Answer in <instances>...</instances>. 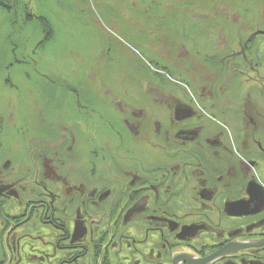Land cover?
Returning <instances> with one entry per match:
<instances>
[{
	"label": "rangeland",
	"instance_id": "374dc122",
	"mask_svg": "<svg viewBox=\"0 0 264 264\" xmlns=\"http://www.w3.org/2000/svg\"><path fill=\"white\" fill-rule=\"evenodd\" d=\"M5 1L12 9L0 10V90L17 89L18 101L13 107L14 97L0 95L5 115L0 132L17 106L28 102L31 107L24 108L22 123L29 125L23 127V145L25 134L14 147L0 134V191L7 195L2 205L6 210H0V258L7 260L3 234L11 225L8 219L26 217L32 204L38 206L6 236L8 264H98L111 227L113 236L101 264H173L176 246L206 257V251L221 248L217 229L254 228L259 213L241 221H205L217 229L204 234L191 225L196 236L182 239L184 224L166 227L156 212L166 207L160 195L171 193L165 189L171 174L175 188L184 187V194L185 175L210 165L195 161L197 157L187 160L194 163H183L190 139L181 132L169 133L184 121L174 117L177 110L165 91L202 114L185 125L197 131L198 142L212 139L209 129L222 131L223 140L237 139L227 142L229 146L244 139L252 157L264 163V104L259 102L264 101V0ZM41 18L51 29L47 40ZM5 35L13 37L11 46ZM231 77H236L237 91L246 102L259 98L255 105L262 113L257 122L263 133L251 132L246 124L245 101L226 112L229 106L218 104L227 99L221 90ZM43 113L55 127H46ZM248 137L252 141L247 143ZM31 138L35 149L28 146ZM208 145L199 146L204 154H223L222 148ZM156 150L160 153L152 154ZM236 150L245 159L243 150ZM151 182L163 185L165 192L156 196ZM229 184L232 195H238L234 191L239 182L231 179ZM195 196L189 200L195 209L186 205L182 210L192 218L185 222L197 225L210 208L204 209L207 201ZM257 250L238 255L231 264H264L255 263L261 254ZM226 257L213 264H224Z\"/></svg>",
	"mask_w": 264,
	"mask_h": 264
},
{
	"label": "flooded vegetation",
	"instance_id": "af4514ba",
	"mask_svg": "<svg viewBox=\"0 0 264 264\" xmlns=\"http://www.w3.org/2000/svg\"><path fill=\"white\" fill-rule=\"evenodd\" d=\"M228 87V83L226 85H224L222 87L221 92H224L225 89L223 88H227ZM236 87V86H235ZM165 91V90H164ZM167 96L168 100L170 101V105L172 104L173 107H175V109L177 110V113L174 111L173 115L174 117H176L179 121H184L180 127L176 126L174 127L172 130V132L170 131L169 133H173V132H181L180 134L184 133L185 134V138L186 139H190V144L188 146H186V148H189V151L185 152V159L186 161H184L183 163H194L195 161H197L198 159H200V161L203 163H210V165H208V167H210L211 169H216L219 172L218 175H216V173L214 172V170L211 172L208 170V174L207 171H205L203 168H208L206 167V165H202V167L198 166L195 169H192V171H190V174H186L185 178L186 180V191L185 193H181L180 194V190H183L184 187H182L181 189L179 188H175V179L176 177L173 176V174L170 175V178H168L167 184L165 186V189H170L171 193L164 195L165 197L160 195V198L164 199V202L162 203L164 206L163 209L161 208L160 213L156 212V216H158V220L159 222H161L164 226H168L169 224H173V225H178L180 226V224H184V226H190L194 225L196 226L200 232H202V234H204L205 232H208L210 230L213 229H217L215 227H213L212 225H206V222H214L213 220H216V222L221 223V220H223L222 217H225L226 221H241L246 219V217H248L249 214H258L257 217L259 216L260 218H258V221H255V226L254 228L250 231V229H247V227H240L238 225H236L235 227H233L231 230L229 228H226L225 226L223 227V229H217V233L218 231H220L221 233L216 234L217 238L220 240L219 245L221 248H226V244L229 243L227 242V240L230 239V237L234 240L240 239L241 241H249V242H253L255 241L256 244L257 242L260 243H264V163H260L259 161L255 160L252 155L249 153L247 148H250L246 145L245 140L244 139H240V143L238 145H236L235 147L233 146H229V143L225 142L222 139V131H216L213 129H209L208 130V135L212 136L211 138H206L203 140L202 142H198L199 137L196 135L197 131H194L193 129L190 130L188 128H185L186 122L188 120H194L193 118L195 117V119L199 118L200 115H202L200 113V111L192 105V103H188L185 102V104L183 103L184 100H182L180 97L178 96H174L173 94H169L165 91V95ZM235 97H231L233 98L235 101H242L243 103L245 101V104H243V108H244V118L247 119L249 122H246V124L248 125L249 129L252 131H254L253 129L260 127L258 130L255 129L256 131L254 132H258V133H263V127L259 126V123L257 122V120L259 121L258 118L262 117V113L260 112V108L257 105H253L251 103L246 102V97H240L241 93H238L237 91V87L235 90ZM173 97V98H171ZM174 99H176V102H172ZM248 103V105H247ZM237 105V104H234ZM247 106V107H246ZM246 107V109H245ZM214 108V106L212 107ZM236 108V106H235ZM231 111V110H230ZM251 111H256L258 113V115H252ZM264 116V114H263ZM252 124H255L256 127L251 126ZM195 126V123H194ZM157 127V126H156ZM245 128V127H244ZM158 129V127H157ZM245 133H248V131L250 132V130H248L247 128H245ZM244 130V129H243ZM2 132V131H1ZM0 132V134H1ZM167 133V134H169ZM176 137V135H175ZM244 138L246 137V135L243 136ZM256 137V136H255ZM197 138V141H196ZM250 138V137H249ZM252 139V138H251ZM179 141L183 142V138H179ZM249 141L252 140H248L247 138V143ZM188 142V141H187ZM206 145L209 144L210 146L213 145V147L216 148H222L221 151H223L222 155H217L213 152L209 153V154H204L202 152L201 147H199L200 145ZM208 145V148H210ZM192 146H194L196 149H193ZM240 148L242 149V154L245 159L243 158H239L237 157L234 152H236V148ZM215 149V148H214ZM195 158V161H187L190 158ZM225 157H228V160H224ZM169 160H174L173 156L169 159ZM178 163H182L180 160H178ZM220 163L222 165V167L220 168ZM186 166V165H185ZM137 172V171H136ZM170 171L166 170V173L168 175ZM183 172L186 173V169H183ZM234 172V173H233ZM131 174V173H130ZM133 174V173H132ZM232 174H234L232 176ZM135 176H137V173L135 174ZM239 182L238 187L239 190H235L234 192L238 193V195L233 194L232 195V190L231 187H229L228 185H230V181L231 179H233L234 181H236L235 179ZM2 176H0V187L3 184V180L1 179ZM222 178V179H221ZM193 181L196 182L195 184H193ZM211 182V184H210ZM147 183V182H146ZM189 184H191L189 186ZM152 189L157 190L158 192L156 196L159 197V192H165V189H163L161 186L163 185H154L152 184ZM150 185V186H151ZM249 189H254V193H251L249 191ZM192 195H196V199L197 200H206V206L204 205V209H206L207 207H209V212L208 214H205V218L206 220L198 222L197 225L196 222H191V223H186L185 220L190 219L191 217L186 218V216H184V211L182 210L183 207H185L186 205H188V207H190L191 210H194L195 205H193L192 203H190V199ZM215 195V196H213ZM6 194L4 193V191H0V210H6L2 205L3 202L6 199ZM178 196V197H177ZM150 197V193L148 195H146V200L147 198ZM157 197V198H158ZM247 199H260L258 200V202H252L249 201ZM227 201H232V202H237V205L234 204H230L231 209L229 211H216L215 207H219V206H225V204L227 203ZM147 203V202H146ZM204 202H201L200 204H198V206L200 207L201 204H203ZM197 204V203H196ZM210 204V205H209ZM147 205V204H146ZM223 206V208H224ZM163 207V206H162ZM187 207V208H188ZM151 209L146 210V213H150ZM183 214V215H179V214ZM188 213V212H187ZM237 213V214H235ZM191 213H188L187 215L190 216ZM208 216L212 217V220L209 219ZM194 217H198L196 215H192ZM192 220V218L190 219ZM233 224H237L236 222H234ZM248 226V225H247ZM184 227V228H185ZM208 227L209 230L207 229H203ZM195 228V227H194ZM229 229V230H228ZM228 230V232L226 231ZM194 229L192 230L191 227V231L193 232ZM249 231V232H247ZM194 233V232H193ZM209 233V232H208ZM249 233V234H248ZM201 234V235H202ZM185 235L182 233L180 234L179 238L184 237ZM196 236V235H195ZM249 237V238H248ZM249 239V240H246ZM227 242V243H226ZM226 243V244H225ZM203 244V243H201ZM6 247V246H5ZM236 248H242L241 244H237L234 248H231V251H236ZM220 249V248H219ZM226 253L227 251H229L230 249L226 248ZM246 250V249H245ZM251 250H254V248H252ZM264 247L263 248H258L257 250V254L259 255L260 253V260L256 261L255 263H264ZM1 251V250H0ZM194 251V250H193ZM216 250L214 251H210L209 253L206 251L205 253L208 254L206 256H209L211 254H214ZM213 252V253H211ZM223 253V252H222ZM225 253V254H226ZM255 253V254H256ZM226 260L223 261L224 264H231L232 262L236 261V257H238L239 254H226ZM221 256L219 257L221 258H225V256ZM205 257V256H203ZM212 255L209 257L207 262H198L197 264H213L214 260H211ZM218 257V255H217ZM229 257H232L233 259H230ZM180 260H177V263L174 264H186L185 259L182 257H179ZM218 258V259H219ZM4 260H6V257L4 258H0V264H4ZM197 261V260H195ZM65 261L62 262V264ZM61 262H57V264H60ZM6 264V263H5ZM240 264V263H237Z\"/></svg>",
	"mask_w": 264,
	"mask_h": 264
},
{
	"label": "bare ground",
	"instance_id": "6f19581e",
	"mask_svg": "<svg viewBox=\"0 0 264 264\" xmlns=\"http://www.w3.org/2000/svg\"><path fill=\"white\" fill-rule=\"evenodd\" d=\"M6 3V2H5ZM0 10H2L3 12H10V11H8V7L7 6H5L4 5V3H0ZM0 19H3V15H2V13L0 12ZM46 19V18H45ZM41 22V21H40ZM9 31V30H8ZM5 39H6V41L9 43V45L11 46L14 42L12 41L13 40V37L11 38V39H9L6 35H5ZM0 48H2V45H1V40H0ZM34 51V50H33ZM236 76V75H235ZM0 78H1V75H0ZM47 79V78H46ZM175 84V83H174ZM229 85V88L226 90V91H224V92H222V93H224V94H222V93H219V94H222L221 95V97L223 98V99H225V98H227L226 100H223V101H221L220 103H218V104H223V106H229V108L228 109H226V110H223V112H226V111H228V110H233V107H235L236 105H234L235 103H237V101H235V102H233L232 101V98L231 97H235L234 96V94H235V90H236V84H238V81H237V79H236V77H231V79H230V83H228ZM254 84V83H253ZM231 85V86H230ZM181 88H183L182 86H179V88H178V90L179 89H181ZM6 92L7 93H5L3 90H0V95H2V96H5V97H7L8 98V95L10 96V97H14L15 98V101H16V103H14L13 104V107L17 104V101H18V97H17V93H18V90L17 89H6ZM259 92H260V90H259ZM124 93V91H120V94H123ZM258 94H256V96H257ZM220 96V95H219ZM258 96H260V95H258ZM264 96V95H263ZM261 98H262V96H260ZM4 98V97H3ZM6 98V99H7ZM171 98H173V97H171ZM257 98V97H256ZM255 98V99H256ZM255 99L251 102V104H253V105H255ZM258 100H259V98H257ZM198 101V100H197ZM172 102H176V99H174ZM259 102H261L262 104H264V101H260L259 100ZM218 104H216V105H218ZM260 104V103H259ZM25 106L26 107H31V104L30 103H26L25 104ZM25 106H17V109H14V113L13 114H11V116H9L8 118L10 119V121L8 122V125H7V123H5L4 124V130L1 132V134L3 133V135H2V141L3 142H5L6 140L8 141L7 143L8 144H10V145H13V147L14 146H16V142H17V140H22L23 139V137H20V136H22V135H24L25 134V138L20 142V141H18L17 142V144L20 142L22 145H23V143L27 140V134H26V131H24L25 129L23 128V127H27L26 125H29L28 123H25V125L22 123V119H23V117L25 116V110H24V108H25ZM215 108V107H214ZM218 109V108H217ZM35 111V113H36V115L37 114H40V110H37V109H35L34 110ZM16 113V114H15ZM29 113H31V115L33 116L34 114H33V111L32 110H29ZM42 113V112H41ZM45 113H43L42 115H44ZM2 116H5L4 115V112H3V110H1L0 109V120H1V117ZM44 117L46 118V127H50V126H54L55 127V125H54V122L52 121V119L50 118V116H49V114H45L44 115ZM37 122V121H36ZM13 125V126H12ZM6 126V127H5ZM10 126H12V127H10ZM251 126H253V127H256V125L255 124H252ZM7 127L9 128V129H12V131H10V132H6V129H7ZM260 127H257V128H255V129H259ZM255 129H253L254 131H256ZM21 131V132H18V131ZM83 131V130H82ZM84 132V131H83ZM256 137H258V136H256ZM235 140H237V139H235V138H228V139H226V140H224L225 142H229V143H234L235 142ZM248 140H252L251 138H249L248 137ZM34 140H33V138H31L30 139V141H29V145L28 146H30V148L31 149H35L34 148ZM17 147H21V146H17ZM160 152H158L157 150L155 151V152H152V154H159ZM164 155V154H163ZM166 157V155H164V158ZM210 184H211V182H210ZM213 196H215V195H213ZM247 200H249V199H247ZM258 200H260V199H250L249 201H252V202H258ZM230 204L232 205L233 204V202L231 201H227V203L225 204V206H224V208H223V206H219V207H215V210L216 211H229L230 209H231V206H230ZM235 214H237V213H235ZM203 229H205V228H203ZM191 231V227L190 226H186L185 228H184V230H183V234L185 235V236H189V237H192L193 238V236L195 235V233H193V232H190ZM263 248V247H262ZM220 249H222V248H220ZM219 249V250H220Z\"/></svg>",
	"mask_w": 264,
	"mask_h": 264
},
{
	"label": "water",
	"instance_id": "95a60500",
	"mask_svg": "<svg viewBox=\"0 0 264 264\" xmlns=\"http://www.w3.org/2000/svg\"><path fill=\"white\" fill-rule=\"evenodd\" d=\"M32 206H38V205L32 204L30 206V208ZM30 208L27 211V216L26 217H24L22 219H19V220H16L14 222H12L10 219H8L11 222V225L6 230V232L3 234V244H4V247L6 246L5 247V251H6V255H7L6 264H8L9 263V260L11 259V255H10L9 249H8V247L6 245V236H7V234L9 233V231L11 230V228L14 225L22 222L23 220H25L28 217ZM112 236L113 235H112V227H111V230L108 233V235H107V237H106V239L104 241V246H103L101 255L99 257L98 264H101V259H102V255H103L104 248L109 243V241L111 240ZM246 240H249V239H246ZM237 244H241L242 245V248H236V251H231V248L232 247L234 248ZM262 247H264V243L257 242V244H256L255 241H253V242H249V241L244 242V241H241L240 239L232 240L231 242H229L228 244H226V248L230 249L229 251H227V253H226V250L227 249L226 248H224V249L222 248V249L214 252V254H211L212 255L211 260L216 261V260H218L219 257L224 256L226 254H230V253H232V254L250 253V251H254V250H257L258 248H262ZM252 248H254V250H251ZM250 254H252V253H250ZM172 255H173V264L174 263H177V260H180L179 257L184 258L190 264H197L198 262H207L208 259H209V257L211 256V255H209V256H206V257H201L198 253H196L195 251H193L191 248L185 247V246H176L175 248H172ZM217 255H218V257H217ZM195 260H197V261H195Z\"/></svg>",
	"mask_w": 264,
	"mask_h": 264
},
{
	"label": "trees",
	"instance_id": "16d2710c",
	"mask_svg": "<svg viewBox=\"0 0 264 264\" xmlns=\"http://www.w3.org/2000/svg\"><path fill=\"white\" fill-rule=\"evenodd\" d=\"M5 2H6L5 0H0V3H4V5L8 7V11H10L12 9V6L7 4V3H5ZM29 15H31V14H29ZM40 20L43 21L44 24L47 26V32L45 33V37L43 39V40H47L49 38L50 34H51L50 26H49V24L47 22V19L41 18Z\"/></svg>",
	"mask_w": 264,
	"mask_h": 264
}]
</instances>
